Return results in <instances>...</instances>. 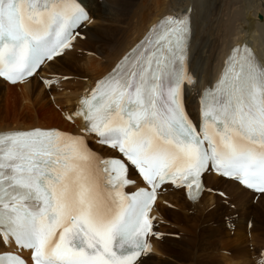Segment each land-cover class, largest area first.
I'll use <instances>...</instances> for the list:
<instances>
[{"label": "snow or ice", "instance_id": "6c2138e0", "mask_svg": "<svg viewBox=\"0 0 264 264\" xmlns=\"http://www.w3.org/2000/svg\"><path fill=\"white\" fill-rule=\"evenodd\" d=\"M89 20L79 0H0V78L39 75ZM188 31L163 20L98 81L76 112L83 135L0 133V264H140L158 194L195 198L209 171L264 194V68L234 49L197 123L183 103Z\"/></svg>", "mask_w": 264, "mask_h": 264}, {"label": "bare ground", "instance_id": "6f19581e", "mask_svg": "<svg viewBox=\"0 0 264 264\" xmlns=\"http://www.w3.org/2000/svg\"><path fill=\"white\" fill-rule=\"evenodd\" d=\"M79 1L86 8L92 3L95 8L94 13L91 14L92 17L117 23L119 25L118 28L115 29L113 28L114 26L109 28L95 27L92 31L86 32V41L80 44L86 51V54L79 57L81 61L79 62L81 64L80 68L78 67L79 70L74 67L78 57L73 56L74 58H71L73 60L70 62L64 61L60 63V59H58L53 63V67L51 68L53 73L60 76L67 75L70 77L69 79L82 78L84 76L86 78L79 80L82 83L71 80L68 83H60L59 85H53L52 83L47 89L44 84H42L43 86L40 85L37 77L25 85H9L0 80V131L27 130L33 127H40L44 129L57 128L65 132L78 134L84 127L83 119L80 116L71 115H73L81 97L87 96L95 80L103 76L124 52L142 38L148 26L155 23L161 16L173 13V11L176 13L187 9L191 10L193 26L197 34L201 35L200 41L203 47L206 41L209 44L206 33L207 30H211L210 20L212 15L216 17L215 27L217 29L213 33L216 47L213 45L212 48L207 50V56L208 54L211 55V53L216 55L214 57L215 62H219L221 55L223 56L229 47L244 41L252 46L264 65V20H259L261 18L260 15L264 17V0H129L121 2L125 5L119 4L118 0H115L110 4L105 3L103 8H100L99 3L96 4L97 0ZM215 4L216 6H214ZM218 4H220V11L223 12L220 17H217ZM93 6L91 5V7ZM106 10H109L110 13H105L104 11ZM210 12L211 14L209 15L208 13ZM257 16L259 19H257ZM208 36H210V33ZM205 37H207V40ZM219 42L220 46L217 45ZM195 44L194 39L191 51H195L196 53L198 50L196 58L194 57L198 61L200 60L198 55L201 44L198 43L196 48L194 47ZM70 57L72 55H69ZM203 61L207 62V58ZM204 62H199V67L196 69V76L200 79L209 76L215 70V66H217L215 64L213 71L209 73L206 70L207 63ZM199 84L197 83L191 89L187 99L188 111L194 118H198V98L205 86V83H202L201 87ZM45 88L46 91L44 90ZM44 92L51 99H48L49 97L47 96L45 98ZM50 101L56 109L51 108V105H49L51 104ZM8 104H10L9 114L5 112L7 111ZM62 112L63 114L60 115ZM65 115L69 116L70 121H67L63 117ZM93 147L101 151L102 154H108V150L105 148L96 145H93ZM209 178L215 185H220L219 188L225 189L224 192L231 196V200H233L237 207L243 208L244 213L248 196L251 193L232 181L214 176H210ZM217 179L221 181L218 184L215 182ZM162 198H165V196L163 195ZM209 199L211 200V197ZM181 204L185 206L184 202H181ZM257 204L252 205L250 209L256 218L255 228L258 222H261L260 213L257 208L259 206L264 207V194L260 195V200ZM165 212L168 211H165V208H162L160 203L156 202L155 210L152 213L164 216L169 215L170 217L174 215L171 212H168L166 215ZM243 224L245 228L246 221L244 219L241 220L240 228H243ZM238 232L241 231L239 230ZM254 233L257 234L253 232V235ZM240 236H243V233H240ZM238 238L239 235L234 239L235 243H239ZM159 248L163 251L165 246L159 245ZM233 251L237 254L241 253L240 250L234 249ZM238 260L231 261V259H224V262L225 264H240ZM241 262L243 264V260ZM210 264L213 263L210 262Z\"/></svg>", "mask_w": 264, "mask_h": 264}, {"label": "rangeland", "instance_id": "374dc122", "mask_svg": "<svg viewBox=\"0 0 264 264\" xmlns=\"http://www.w3.org/2000/svg\"><path fill=\"white\" fill-rule=\"evenodd\" d=\"M105 1H106L105 2L106 4H110L112 1L114 2L115 0H105ZM124 1L127 2L129 0H118L119 4L125 5L124 3H121V2H124ZM214 6H216V4ZM219 6H220V4L217 5V7H218L217 17H220V15L223 14V12L220 11ZM87 8H88V6H87ZM219 12H221V13H219ZM92 13H94V12H92ZM260 17H262V15H260ZM257 19H259L258 16H257ZM259 20H262V19L260 18ZM93 29L86 30L85 34H86V32L92 31ZM86 38H87V36H86ZM88 40H90V39H88ZM96 45H98V44H96ZM217 45L220 46V42L217 43ZM68 54L71 55V53H68ZM74 57H78V59L76 60L77 62H75L74 67H75V69L79 70V68L81 66V64L79 62H81V61L79 59V56H74ZM74 57L73 56L70 57V60H73L71 58H74ZM60 63H61V61H60ZM107 69H109V68H107ZM83 78H86V77L83 76L82 78H73V79H70V80L71 81H78L79 83H82V81H79V80H82ZM40 85L43 86L41 83H40ZM44 90L46 91V88ZM46 96H47V94H46V92H44V97L46 98ZM47 97H49L48 99H51L49 95ZM2 103H3L2 105H3V110H4V101ZM50 103L51 104H49V105H51V108L53 107L54 109H56L53 106V103L51 101H50ZM9 106H10V104L7 105V111H5L6 113L9 112ZM215 182L218 184L221 181L219 179H217ZM217 186L219 187L220 185H217ZM252 196H253L252 193H251V195L248 196V202H247V206H246V209H245L244 213H243V208L240 207V210L243 213L241 220H243V219L244 220H248L249 217L250 216L252 217V215H253L254 218L252 217L251 219H252L253 223H255L256 222V218L254 216L253 211H250V209H251V206H252V201H254V203H259L260 198L255 201V199ZM257 210L260 213L259 216L261 217V222H258L256 228L254 227L252 229V235H253V232L257 233V234L254 233V235L252 237L253 238V240H252L253 242H251L250 239H247L248 237L246 236V232L244 230V224H243V228L241 227L243 230L241 228H239V230L241 232H238L239 230H237V233L235 234L233 239H231V237L230 236L228 237L227 235H224L222 237H218L215 231H213L211 229H206L204 231L205 239H203L202 242H200V245H197L196 242H186V243H188L186 245H183V243H178V245L173 244L172 246L165 245V248H164L163 252L164 253H165V251L169 252L173 256V258L177 259L176 263H171V264H190V262H192V261H193V264H210V262H212L213 264H220L217 254H214V253L213 254L209 253V254H206V255L203 254V258H201V259H198V258L201 257L198 254H201V253H203L205 251H208V250H215L217 248H226V249L231 250L232 253L237 256V258L235 260L239 259L238 262H240V264L242 263L241 262L242 260H243V264H245V263L251 264L252 263L251 255L255 256V258H256V256L258 255L257 251L259 250L260 245H262L264 243V207L263 206H259L257 208ZM167 213L168 212H165L166 215H167ZM171 213L174 214V215H171V217L169 215H167V217H169L170 219L174 220V219L180 217V215L177 214V213H174V212H171ZM225 213H227V212H225ZM225 233H226V231H225ZM240 233H243V236H240ZM244 233H245V236H244ZM238 235H239V238H238L239 239V243H235L234 239H236V237H238ZM166 246H168V247H166ZM195 246H196V248L193 249V247H195ZM162 247H164V246H162ZM234 249L240 250L241 253H239V254L235 253L233 251ZM196 251H198V252H196ZM192 253L197 254L196 256L198 258L195 257V260H194V255ZM215 255L217 257H215ZM219 258H220L221 262H224V259H229V258H226L224 255H222ZM150 264H169V263H165V262L161 261V262H152ZM224 264H225V262H224Z\"/></svg>", "mask_w": 264, "mask_h": 264}]
</instances>
